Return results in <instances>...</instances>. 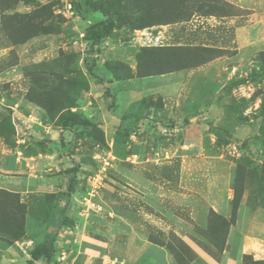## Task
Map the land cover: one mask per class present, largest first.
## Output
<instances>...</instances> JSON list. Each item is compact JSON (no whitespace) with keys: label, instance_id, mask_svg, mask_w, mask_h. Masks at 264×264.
Wrapping results in <instances>:
<instances>
[{"label":"rangeland","instance_id":"374dc122","mask_svg":"<svg viewBox=\"0 0 264 264\" xmlns=\"http://www.w3.org/2000/svg\"><path fill=\"white\" fill-rule=\"evenodd\" d=\"M245 16L0 0V264H264L241 254L264 250V28L235 34Z\"/></svg>","mask_w":264,"mask_h":264},{"label":"crops","instance_id":"0c3cea01","mask_svg":"<svg viewBox=\"0 0 264 264\" xmlns=\"http://www.w3.org/2000/svg\"><path fill=\"white\" fill-rule=\"evenodd\" d=\"M221 2L233 6L239 10L246 12L247 19L245 20V25H239L235 29V34H241L248 25L253 24L259 26V28H264V0H220ZM243 17L244 16H240ZM214 22L216 19L210 17ZM236 19H240L235 17ZM235 20L229 19L227 23H233ZM246 26V27H245ZM249 29V27L247 28ZM241 254L251 255L254 259L261 260L264 257L263 245L260 241L247 237L243 240V245L241 248Z\"/></svg>","mask_w":264,"mask_h":264},{"label":"trees","instance_id":"16d2710c","mask_svg":"<svg viewBox=\"0 0 264 264\" xmlns=\"http://www.w3.org/2000/svg\"><path fill=\"white\" fill-rule=\"evenodd\" d=\"M198 49H196L195 50V52H198L197 51ZM259 60H260V62L262 63V65H264V49L259 53ZM199 64H204V62H199V63H195V66H197V65H199ZM235 200V203H236V199H234ZM234 213H235V209H234ZM213 214V213H212ZM214 215V214H213ZM216 218H218L219 220H220V223H221V227H222V229H223V232H224V235H226L227 234V231H228V228H229V226L231 225V223H233L234 222V220H235V214H233L232 215V218H231V221L230 222H228V221H226L225 219H223V218H221V217H216ZM225 243H223L222 244V246L220 247V252H223L224 251V248H225V245H224ZM169 248V250L172 252L173 250H172V248H170V247H168ZM50 252H51V250H49V249H44V248H40L34 255H33V258H34V260H39V258L40 257H45V259H47V260H49L50 261V257H51V255H50Z\"/></svg>","mask_w":264,"mask_h":264}]
</instances>
